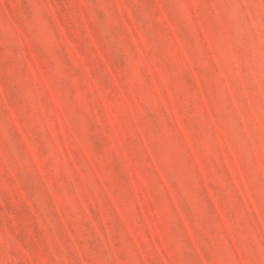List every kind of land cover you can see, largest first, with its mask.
Listing matches in <instances>:
<instances>
[{
	"label": "rangeland",
	"instance_id": "rangeland-1",
	"mask_svg": "<svg viewBox=\"0 0 264 264\" xmlns=\"http://www.w3.org/2000/svg\"><path fill=\"white\" fill-rule=\"evenodd\" d=\"M0 264H264V0H0Z\"/></svg>",
	"mask_w": 264,
	"mask_h": 264
}]
</instances>
